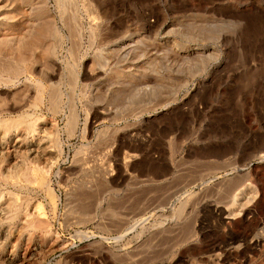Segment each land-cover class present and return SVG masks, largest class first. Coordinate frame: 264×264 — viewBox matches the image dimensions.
Returning a JSON list of instances; mask_svg holds the SVG:
<instances>
[{"label":"rangeland","instance_id":"1","mask_svg":"<svg viewBox=\"0 0 264 264\" xmlns=\"http://www.w3.org/2000/svg\"><path fill=\"white\" fill-rule=\"evenodd\" d=\"M0 128V264H264V0H0Z\"/></svg>","mask_w":264,"mask_h":264},{"label":"bare ground","instance_id":"2","mask_svg":"<svg viewBox=\"0 0 264 264\" xmlns=\"http://www.w3.org/2000/svg\"><path fill=\"white\" fill-rule=\"evenodd\" d=\"M14 124H15V123H14ZM3 126H4V125H3ZM17 126H18V125H17ZM19 126H20V125H19ZM29 127H30V126H29ZM31 127H32V126H31ZM3 128H4V127H3ZM11 128H12V127H11ZM0 129H1V128H0ZM26 130H27V129H26ZM3 133H5V132H3ZM1 135H2V134H1ZM31 135H32V133H31ZM29 139H30V138H29ZM37 139H38V138H37ZM40 139H41V138H40ZM0 140H1V139H0ZM4 142H5V141H4ZM21 142H22V141H21ZM25 142H26V141H25ZM9 143H10V142H9ZM29 143H30V142H29ZM36 143H37V142H36ZM30 145H31V144H30ZM7 150H8V149H7ZM6 152H7V151H6ZM12 152H13V151H12ZM30 153H31V152H30ZM46 155H47V154H46ZM41 156H42V155H41ZM26 159H27V158H26ZM39 159H40V158H39ZM43 159H44V158H43ZM27 161H28V160H27ZM13 162H14V161H13ZM28 162H29V161H28ZM7 163H8V162H7ZM24 163H25V162H24ZM29 163H30V162H29ZM31 164H32V163H31ZM37 168H38V167H37ZM28 169H29V168H28ZM24 170H25V169H24ZM4 171H5V170H4ZM19 171H20V170H19ZM21 172H22V171H21ZM26 172H27V171H26ZM23 173H24V171H23ZM1 174H2V173H1ZM20 174H21V173H20ZM14 175H15V174H14ZM24 175H25V173H24ZM0 176H1V175H0ZM10 176H11V175H10ZM25 176H27V175H25ZM25 176H24V177H25ZM28 176H31V175L28 174ZM15 177H16V176H15ZM24 177H23V178H24ZM31 177H32V176H31ZM16 179H17V178H16ZM14 180H15V179H14ZM28 180H29V179H28ZM12 181H13V180H12ZM25 181H26V179H25ZM15 183H16V182H15ZM17 183H18V182H17ZM32 183H33V182H32ZM33 184H34V183H33ZM6 191H7V190H6ZM11 192H12V191H11ZM0 193H1V192H0ZM6 193H7V192H6ZM10 194H11V193H10ZM10 194H9V195H10ZM21 195H22V194H21ZM0 196H2V195H0ZM12 196H13V195H12ZM23 196H24V195H23ZM24 197H25V196H24ZM1 198H2V197H1ZM11 198H12V197H11ZM16 199H18V198H16ZM16 199H15V200H16ZM15 200H14V202H15ZM16 201H18V200H16ZM23 202H24V201H23ZM5 203H6V202H5ZM34 203H35V202H34ZM12 204H13V203H12ZM12 204H11V205H12ZM14 204H15V203H14ZM0 205H1V204H0ZM4 205H5V204H4ZM13 206H14V205H13ZM34 206H35V205H34ZM11 207H12V206H11ZM35 208H36V207H35ZM8 209H9V208H8ZM36 209H37V208H36ZM38 209H39V208H38ZM6 210H7V209H6ZM10 210H12V209H10ZM34 212H35V211H34ZM6 213H7V212H6ZM6 213H5V215H6ZM11 213H12V212H11ZM13 213H14V212H13ZM8 214H9V213H8ZM21 214H22V213H21ZM37 214H38V213H37ZM5 215H4V216H5ZM10 215H11V214H10ZM7 216H8V215H7ZM14 216H15V215H14ZM32 216H33V215H32ZM218 216H219V215H218ZM8 218H10V216H9ZM13 218H14V217H13ZM28 218H29V217H28ZM3 219H4V218H3ZM29 219H30V218H29ZM34 219H36V218H34ZM26 221H27V220H26ZM31 221H32V220H31ZM36 221L38 222L39 220H36ZM33 222H34V221H33ZM37 222H35V223H37ZM45 222H46V221H45ZM30 223H31V222H30ZM0 224H1V223H0ZM18 224H19V223H18ZM18 224H17V225H18ZM25 224H26V223H25ZM30 225H32V224H30ZM24 226H25V225H24ZM24 226H23V227H24ZM32 226H35V225L33 224ZM32 226H31V228H32ZM29 227H30V226H29ZM22 229H23V228H22ZM25 229H26V228H25ZM9 230H10V229H9ZM26 230H27V229H26ZM2 231H3V230H2ZM31 231H32V230H31ZM20 232H21V231H20ZM45 234H46V233H45ZM26 239H27V238H26Z\"/></svg>","mask_w":264,"mask_h":264}]
</instances>
